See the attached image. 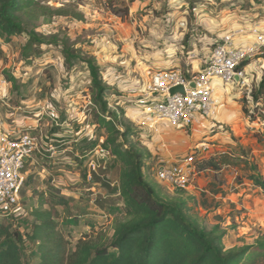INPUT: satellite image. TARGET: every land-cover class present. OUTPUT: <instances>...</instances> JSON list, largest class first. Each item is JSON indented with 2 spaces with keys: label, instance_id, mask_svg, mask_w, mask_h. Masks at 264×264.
Returning <instances> with one entry per match:
<instances>
[{
  "label": "rangeland",
  "instance_id": "374dc122",
  "mask_svg": "<svg viewBox=\"0 0 264 264\" xmlns=\"http://www.w3.org/2000/svg\"><path fill=\"white\" fill-rule=\"evenodd\" d=\"M41 1L48 7H64L83 15L82 21L71 17H55L49 22L40 19L36 31L44 36H65L82 56L95 59L105 84L116 93L108 99L110 109L120 108L135 129L142 127L136 123L134 103L152 73L172 67L185 71L190 61H200L207 55L217 37L242 25L244 13L252 15L264 9V0ZM113 9L119 10V14H113ZM25 42L24 37H14L7 44L0 36V135L16 137L26 132L38 140V151L27 166L26 178L31 180L13 216V224L20 233L27 234L31 212L50 210L68 250H73L83 235L109 230L114 220L122 218L117 173L111 169L114 163L100 143L88 152L97 132L86 116L90 105L86 66L75 62L67 69L60 48L49 45L39 47L35 55L24 59L21 49ZM258 59L247 67V87L231 90L235 97L232 101L240 109L241 99L248 98L264 71L263 60ZM7 75L14 78V86ZM241 114L248 123L244 126L237 121L239 128L245 129L243 136L228 132L232 141L219 148L209 140L215 148L206 157L219 161L220 169L199 173L194 185L184 191V197L195 201L189 205L200 225L208 230L217 226L225 233V250L250 245L264 234V194L250 186H240L248 181L244 180L243 164L236 161V157L244 155L264 174V118L257 116L250 121ZM225 130L224 126L210 129L206 136L202 128L197 131L188 128L183 139L187 142L193 134L191 140L201 142L208 135ZM141 132L140 146L155 159L152 168L162 165L160 161L172 163L189 152L188 145L182 150L173 148V152L167 138L159 136L160 131ZM163 155L169 156L168 162ZM80 161L83 165L78 167ZM92 166L100 177L102 170L107 171L103 177L109 188L82 179L84 172L90 174ZM154 176L151 181L173 197L176 189L158 183ZM244 188L249 189L248 197L225 198L233 190L239 194ZM54 196H63L69 202L64 207L54 206L51 202ZM96 201L105 208L100 209ZM22 259L27 264L38 262L35 248L29 243L24 244Z\"/></svg>",
  "mask_w": 264,
  "mask_h": 264
},
{
  "label": "trees",
  "instance_id": "16d2710c",
  "mask_svg": "<svg viewBox=\"0 0 264 264\" xmlns=\"http://www.w3.org/2000/svg\"><path fill=\"white\" fill-rule=\"evenodd\" d=\"M113 14H119V10L113 9ZM55 17L83 20L80 12L64 7L51 8L41 0H0V36L7 44L14 37H24L26 42L21 49L24 59L35 55L39 47L49 45L60 48L67 69L75 62L86 66L90 103L86 116L97 132L88 152L94 151L100 143L114 163L111 169L117 173L122 218L114 220L109 230L83 235L73 250H68V243L50 210L31 212V227L27 234L14 227L13 216L0 218V264H27L22 259L25 243L35 248L36 264H264V234L250 245L225 250V233L217 226L208 230L200 225L189 205L195 203L192 197H184L181 190H175L171 197L163 193L159 184L151 181L155 159L140 146L141 130L135 129L124 118L120 108L110 109L108 99L116 93L105 84L95 59L82 56L65 36H44L36 31L40 19L49 22ZM257 58L264 61V49L254 59ZM250 63L251 60L242 62L239 70ZM184 76L190 79L191 73L185 72ZM7 78L14 86V78ZM241 112L250 121L257 116L264 118V71L248 98L241 99ZM244 158V155L236 157V161L243 164L244 180L264 194L263 173H259L256 163H249ZM82 165L80 161L78 167ZM220 166L221 163L211 157L195 163L198 173L218 171ZM23 172L27 173V167ZM106 173L102 170L100 174L106 176ZM90 175L94 182L109 188L105 176L100 177L94 171H90ZM82 179H87L85 172ZM29 180L31 177L25 180L21 197ZM51 202L54 206L64 207L69 199L54 196ZM96 204L100 209L105 208L98 201Z\"/></svg>",
  "mask_w": 264,
  "mask_h": 264
},
{
  "label": "built area",
  "instance_id": "2783aa9c",
  "mask_svg": "<svg viewBox=\"0 0 264 264\" xmlns=\"http://www.w3.org/2000/svg\"><path fill=\"white\" fill-rule=\"evenodd\" d=\"M243 17L242 25L214 40L210 51L200 59L198 70L187 68L182 71L172 67L151 74L143 93L134 103L135 120L142 127L139 130L158 133L164 125L186 130L199 119L211 122L217 112L213 95L215 82L233 84L239 89L247 87L245 68L239 70V67L244 61L252 62L264 49V9L252 15L244 13ZM185 72L191 73L190 79L185 78ZM234 77L238 78L237 82ZM179 86L183 93H169ZM50 115L54 117L53 113ZM211 123L210 129L219 128ZM214 148L207 141L172 163L159 162L162 165L155 168L156 181L176 190H189L199 175L195 163ZM36 151L38 140L30 133L24 132L16 137L0 135V218L14 216L19 208L27 174L23 171ZM91 168L95 170L94 166ZM87 180H92L90 174Z\"/></svg>",
  "mask_w": 264,
  "mask_h": 264
},
{
  "label": "crops",
  "instance_id": "0c3cea01",
  "mask_svg": "<svg viewBox=\"0 0 264 264\" xmlns=\"http://www.w3.org/2000/svg\"><path fill=\"white\" fill-rule=\"evenodd\" d=\"M199 62L200 61H190V65L188 64L187 65V68H191L192 70L196 71L200 68V65H199ZM263 65H264V61H263ZM249 67V65L247 66ZM247 67L244 69L245 71V74H246V71H247ZM262 68V66H261ZM164 70V69H163ZM247 81V79H246ZM236 88H239L237 87L236 85H233V84H222L220 82H215L214 83V98L216 99V102H217V112H216V116L214 118L213 121L211 122H214L218 127H225L226 128V132L225 133H220V132H223V129L220 130L219 133H213V135H208L207 138H203L201 142H198V141H195V140H191L193 134H191V136H189V141H185L183 139V136H184V130H178L177 132L174 130V128L168 126V125H164L161 127L160 129V132L161 135H163L162 137L163 138H167V142L170 143L169 147H171L172 149H177V150H182L184 149L187 145L189 147V150L190 149H193L197 146H199L200 144H203L204 142L206 141H209L214 143L215 142V146H217V148H219L220 146L224 145V144H229L232 140L230 137H228V132L230 134H233L234 136H243V132L245 131L244 127L242 128V130L239 128V124L237 121L239 122H243L242 124L244 126H248L246 124L247 123V120H245V118L242 116L241 112H240V108L239 106L232 101V99H234L235 97H232V94L231 93V90H234ZM145 88V86H144ZM144 88L142 89V91L144 90ZM135 115V113H134ZM128 116V115H127ZM210 120H203V119H199L193 126L192 128H190V131L192 130H199L200 128H202L203 130H205V132L202 131V133L204 135L207 136V133L208 130H210L211 126L213 125V123H211ZM223 125V126H221ZM229 127V129H228ZM218 130V129H217ZM176 132V133H175ZM214 132V131H212ZM142 136V134H141ZM174 136L176 138H174ZM191 137V138H190ZM174 138V141H172V139ZM178 140H181L180 143H178L179 141ZM178 141V142H176ZM204 141V142H203ZM178 143V144H177ZM173 149V150H174ZM175 152V150L173 151ZM188 153V152H187ZM170 155V154H168ZM166 155L164 156L165 158V161H169L168 159L169 156ZM174 161V160H173ZM161 162V161H160ZM32 164V161H30V164ZM236 171H234V174L237 175V169H235ZM263 177H264V174H262ZM235 179V178H234ZM248 183V182H247ZM246 182H244L243 184H241L240 186L244 187L245 185L252 187L251 185L247 184ZM245 186V187H246ZM254 188V187H252ZM256 191L255 192H259V194L261 193V190L260 189H257L255 188ZM249 191V189H243L241 190V193L237 194L236 192H234V190L232 192H230L229 195L226 194V199L227 200H230L231 198H234V195H236L237 197H242V198H245V197H248L249 195H247L246 193ZM223 192H221L220 194V197L222 198ZM236 193V194H234ZM261 196V195H260Z\"/></svg>",
  "mask_w": 264,
  "mask_h": 264
},
{
  "label": "water",
  "instance_id": "95a60500",
  "mask_svg": "<svg viewBox=\"0 0 264 264\" xmlns=\"http://www.w3.org/2000/svg\"><path fill=\"white\" fill-rule=\"evenodd\" d=\"M234 80L237 82L238 81V78L237 77H234ZM191 87H192V85H191ZM169 93L171 95L178 94V93H183V88L181 86L176 87V88H173V89L170 90Z\"/></svg>",
  "mask_w": 264,
  "mask_h": 264
}]
</instances>
